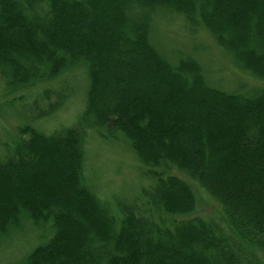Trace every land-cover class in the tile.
<instances>
[{
	"label": "trees",
	"instance_id": "trees-1",
	"mask_svg": "<svg viewBox=\"0 0 264 264\" xmlns=\"http://www.w3.org/2000/svg\"><path fill=\"white\" fill-rule=\"evenodd\" d=\"M164 13L264 83V0H0L7 102L81 65L89 78L72 126L36 127L49 102L0 156V241L25 221L53 228L22 264H264V84L226 92L194 55L170 63L151 39ZM90 132L129 140L149 181L139 208L114 213L84 183ZM196 189L228 231L195 215Z\"/></svg>",
	"mask_w": 264,
	"mask_h": 264
},
{
	"label": "rangeland",
	"instance_id": "rangeland-1",
	"mask_svg": "<svg viewBox=\"0 0 264 264\" xmlns=\"http://www.w3.org/2000/svg\"><path fill=\"white\" fill-rule=\"evenodd\" d=\"M186 25L178 14L164 13L153 18L151 39L170 63L176 64L179 57L194 55L203 67L206 82L226 92L247 93L264 84L239 70L232 57L220 50L207 32L199 29L191 32ZM45 88L49 89L48 93L43 91V87H36L30 92L25 91L19 101L11 103L0 92V156L6 155L7 147L18 139L19 128L27 124L37 110L42 107L47 109L49 102L58 104V107L36 121L38 129L50 134L76 122L85 107L89 88L86 66L63 73L46 83ZM32 99H37L39 105L32 106ZM83 177L91 192L107 202L117 214L122 205L138 208L143 205L139 196L142 197L141 191L149 187L144 169L122 133L108 138L92 135L91 132L88 134L84 146ZM196 194L195 215L212 218L228 231L227 225L219 221L221 211L218 204L200 189H196ZM52 234L50 223L34 228L30 221L23 222L0 241V264H22L31 250L46 243ZM259 257L263 261L261 255Z\"/></svg>",
	"mask_w": 264,
	"mask_h": 264
}]
</instances>
